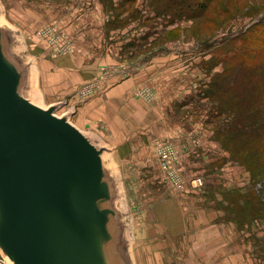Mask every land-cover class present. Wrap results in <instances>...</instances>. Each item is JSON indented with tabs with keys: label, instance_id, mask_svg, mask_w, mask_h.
I'll return each instance as SVG.
<instances>
[{
	"label": "rangeland",
	"instance_id": "374dc122",
	"mask_svg": "<svg viewBox=\"0 0 264 264\" xmlns=\"http://www.w3.org/2000/svg\"><path fill=\"white\" fill-rule=\"evenodd\" d=\"M197 2L207 6L200 16L171 18L157 16L147 0H0V22L38 63L47 103L66 97L65 108L78 112L101 98L105 78L135 82L121 94L125 111L116 112L119 101H94L97 117L89 121L123 140L115 159L105 158L119 183L135 264H264V212L238 221L229 213L264 207L263 186L215 133L246 110L247 89L258 90L252 110L264 112V0ZM228 64L236 70L226 100L242 106L235 115L229 106L217 113L220 97L209 87ZM166 143L176 149L180 185L157 153ZM0 264H10L1 253Z\"/></svg>",
	"mask_w": 264,
	"mask_h": 264
},
{
	"label": "water",
	"instance_id": "95a60500",
	"mask_svg": "<svg viewBox=\"0 0 264 264\" xmlns=\"http://www.w3.org/2000/svg\"><path fill=\"white\" fill-rule=\"evenodd\" d=\"M33 91V63L0 22V253L10 264H135L111 149Z\"/></svg>",
	"mask_w": 264,
	"mask_h": 264
},
{
	"label": "trees",
	"instance_id": "16d2710c",
	"mask_svg": "<svg viewBox=\"0 0 264 264\" xmlns=\"http://www.w3.org/2000/svg\"><path fill=\"white\" fill-rule=\"evenodd\" d=\"M151 3L152 7L156 10L157 16L163 15L167 17L169 14L171 18L178 17L183 12H187L188 16L194 18L202 14L200 11L206 10L207 6L204 3H198L197 0H175L179 1L178 10L174 9L170 4L162 2V0H147ZM179 11L180 14H179ZM183 17H186L185 15ZM247 50V46H246ZM247 55V52H243ZM232 64L227 65L222 73L217 74L213 82L209 85L210 88L214 89L219 94V107L217 106V113H223V107L229 106V110L233 109L231 115H235L234 108H241V101L226 100L227 97L232 94V89L229 88L230 82H232L233 74L236 69ZM246 70V69H245ZM243 70V75H244ZM235 75V74H234ZM258 92L256 88H250L246 90L248 106L246 110L240 114L239 117H233L223 124H218L216 137L222 147L230 155L231 160L239 165L243 166L249 171L252 180L256 184H262V192L264 193V112L252 110V104H255L256 99L254 95ZM212 97V96H211ZM246 100V101H247ZM245 102V101H244ZM236 103L239 105L236 106ZM252 112L249 113V111ZM216 113V112H215ZM262 204L258 203L257 207L253 210H241L238 206L229 210L230 215H234V219L238 221L241 217H251L262 215L264 207L259 206Z\"/></svg>",
	"mask_w": 264,
	"mask_h": 264
},
{
	"label": "crops",
	"instance_id": "0c3cea01",
	"mask_svg": "<svg viewBox=\"0 0 264 264\" xmlns=\"http://www.w3.org/2000/svg\"><path fill=\"white\" fill-rule=\"evenodd\" d=\"M16 33H17V31H16ZM17 35H18V33H17ZM18 38H19V36H18ZM30 61L33 63V90H34L33 94H34V101L38 105L43 106V107H48V106H50L52 104L62 103V107L61 108L64 109L62 114L66 113V112H69V111H72L73 113H72V115L70 117L71 122L75 126H77L80 130H82L83 132L89 134L94 139H96L100 145H103V146H106V147L110 148L111 151L109 153L112 155L113 159H115V152H117L119 150V145L122 143L123 140L119 139L117 137H114L111 134L112 131H113L112 127L106 128V127L103 126V123H101V125H100V123L98 124L96 122L100 127H97V126H94V125L90 126L89 121H91L93 118L97 117L96 116V111L93 112L92 109H91V106L93 105L92 103L94 101L95 102L103 101V103H106V104H109V105H111L112 102L114 103V101H115V103L119 101L118 106L116 108V112L118 111L119 107H122V106H123V111H125L124 105H121V103H122L121 99H123L122 98L123 95L125 93H127V91L135 84V82H133L131 80H126L124 82H121V81L120 82H116V80L118 81V78H120L119 75L110 76V77L106 78L103 81L104 83H102V84L100 83V87H102V91L100 92L101 98L99 99L100 96H98L97 98H95V100L90 102L92 105L89 104L87 106H83V107H81V109L79 108L78 112H77L76 107L74 105H72V104H71V107L68 106L69 108L68 107L65 108L66 107L65 103H67L66 97H64L61 100H54V101H50V102L47 103V101L44 99V96H43V93H42V88L39 85V70H37L38 63H37V65H34V62L32 60H30ZM88 81H89V79H86V80H83V81L79 82L77 84V87L80 88V86L82 84H84V83H86ZM138 82H140V81H138ZM36 89L38 90V92H39V94L41 96V99H42V103L44 105L41 104V103H38ZM121 91L122 92L124 91V93H122ZM116 94H120V95H118L116 97ZM121 94H123V95H121ZM113 97H116L117 99L115 98L112 101ZM123 103H125V102H123ZM84 113H87V115L89 114V117L88 118H85V117L82 118V116H84ZM122 116H123V114L120 117H122ZM100 118H101V120L105 119L104 116L100 117Z\"/></svg>",
	"mask_w": 264,
	"mask_h": 264
},
{
	"label": "built area",
	"instance_id": "2783aa9c",
	"mask_svg": "<svg viewBox=\"0 0 264 264\" xmlns=\"http://www.w3.org/2000/svg\"><path fill=\"white\" fill-rule=\"evenodd\" d=\"M104 80H102V81H104ZM99 85L100 84H98V86ZM157 153H158L160 159L165 160L168 164V171H169L168 174L170 176L171 182H173L175 185H180L181 179L179 177L177 170L174 168V165L177 161V153H176L175 147L171 144H168V143L161 144V145H159V147L157 149ZM164 168H166V166H163V169ZM199 183H201L200 180H199Z\"/></svg>",
	"mask_w": 264,
	"mask_h": 264
}]
</instances>
